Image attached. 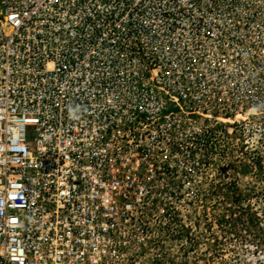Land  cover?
<instances>
[{"label": "built area", "instance_id": "built-area-1", "mask_svg": "<svg viewBox=\"0 0 264 264\" xmlns=\"http://www.w3.org/2000/svg\"><path fill=\"white\" fill-rule=\"evenodd\" d=\"M239 111L264 0H0V264H142Z\"/></svg>", "mask_w": 264, "mask_h": 264}, {"label": "rangeland", "instance_id": "rangeland-1", "mask_svg": "<svg viewBox=\"0 0 264 264\" xmlns=\"http://www.w3.org/2000/svg\"><path fill=\"white\" fill-rule=\"evenodd\" d=\"M243 112L213 124L218 134L185 177L171 229L142 264H264V118Z\"/></svg>", "mask_w": 264, "mask_h": 264}]
</instances>
